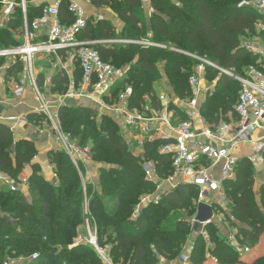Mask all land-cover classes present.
Wrapping results in <instances>:
<instances>
[{"label":"trees","instance_id":"trees-1","mask_svg":"<svg viewBox=\"0 0 264 264\" xmlns=\"http://www.w3.org/2000/svg\"><path fill=\"white\" fill-rule=\"evenodd\" d=\"M93 1L96 7L112 5L126 24L121 35L123 38H146L148 28L140 10V0ZM243 1L246 0H151L154 13L150 17V41L174 45L193 54L200 52L224 70H242L243 78L247 67L264 65V61L258 64V57L241 46L242 36H256L264 42V29L256 28L257 22L261 21L260 16L248 6L240 7ZM14 2L17 7L13 18L5 29H0V50L22 45L14 38L23 22L21 2ZM42 9L35 5L27 8L29 25L32 17L41 16ZM59 14L63 25L73 22L67 3H61ZM113 36L109 23H89L79 39L99 41ZM94 49L105 63L117 69L119 60L125 59L130 64L137 56V62L131 66L128 75L112 90L116 98L127 86L131 87L130 108H140L147 96L153 109L161 110L156 97H152L153 83L161 76L160 64L164 65L163 73L176 96H190L188 78L191 60L168 47L145 49L128 45L96 46ZM208 72L210 80L218 76V72L210 68ZM81 80L82 72L76 65V87ZM68 83L66 75L56 73L51 91L62 95L68 90ZM232 83L226 76L219 79L216 92L202 107V114L208 121H216L219 111L223 110L226 114L233 109L234 102L229 100L227 92L234 89ZM240 89L239 85L238 92ZM34 117L39 121L44 119ZM59 119L62 130L72 138L77 136L81 147L91 145L87 162L98 165L97 184L85 183L84 191L85 166L78 162L76 167L65 152L57 151L51 152L49 157L55 165L58 183L44 181L35 170L29 181L31 203L16 191L0 189V264L5 259H26L34 254L38 255L37 260L28 264H103L90 244H74L86 220L96 229L98 249L105 252L112 264H161V259L171 262L178 259L188 241H193L190 262L203 264L209 250L206 239L198 235L190 240V220L198 196L194 187L179 185L165 193L159 203H150L139 209L136 219L132 218L137 211L136 206L140 204V197L153 193L155 189L144 178L143 159L158 161L160 178L172 172L171 156L159 155V148L166 141H146L143 144L144 154L135 156L129 150L130 144L120 126L109 116L99 117L96 110L88 107L64 106L59 110ZM11 146L12 135L5 125L0 124V173L16 180L36 152L30 142H19L15 148L17 167L14 169L9 154ZM253 186L254 170L249 161H238L235 178L227 180L224 189L230 200V216L240 223H233L232 226L238 229L240 244L250 248L264 236V191L258 204ZM85 200L88 203L87 215L83 214ZM174 212H182L183 215L170 218ZM168 219V224H162ZM206 230L209 241L215 247L211 253L218 262L236 264L238 257L227 246V238H221L219 231L212 226ZM262 262L264 256L257 263Z\"/></svg>","mask_w":264,"mask_h":264},{"label":"crops","instance_id":"crops-1","mask_svg":"<svg viewBox=\"0 0 264 264\" xmlns=\"http://www.w3.org/2000/svg\"><path fill=\"white\" fill-rule=\"evenodd\" d=\"M15 0H2L0 4V29H5L7 25L10 23L11 18H13L14 9L17 7ZM140 0V10L142 12V16H144L146 20V25L148 28V32L146 34V38L134 40L130 38H123L121 35L123 33V30L126 26L125 22L121 20L116 13V10L112 7L111 4H107L101 7H96L94 5L93 0H88V3H82L79 2V0H62V3H71V2H77L80 6H82L86 12V15L89 19V23L92 25H95L97 23H111V27L113 28L114 36L111 39H103L99 40L102 43L96 44L94 47H106L109 48L111 46H140L142 48L148 49H166L168 46L166 44H160L150 41L151 39V29L150 27V17L154 13L153 7L151 5V0ZM176 1V0H174ZM21 4L24 3L25 5V15L23 13V8L21 7L22 14H23V22L21 24V28L18 33L14 35V38L21 42L22 45L25 43L24 38V24L25 20L28 23L27 19V8L31 6H38L44 8L45 6L53 4L54 0H31L30 3L26 2V0H20ZM9 3L14 4V8L9 16V18H5L4 11L6 10ZM21 6V5H20ZM60 9V8H59ZM107 12L109 15H111L113 19L112 22H107L106 20H103L101 17H105L104 12ZM33 22L38 20L37 15L32 17ZM98 19V21H97ZM95 21H97L95 23ZM31 23V24H32ZM259 21L256 24V28H261V30L264 29V26L258 25ZM140 27V25H138ZM45 28H43L39 33V38L37 41H43L45 39ZM261 41V45L254 44L250 39H245L242 41L241 46L245 44H252L255 46V48L261 52H264V42L258 38L255 37V39ZM110 41V42H109ZM94 42V41H89ZM154 44V45H148ZM165 45V46H164ZM169 48V47H168ZM11 49V48H10ZM172 52L179 53L184 57H187L191 62H194V66L191 63V68H193V72H190V76H197L201 82L200 84V91L199 95L197 96V100L199 102V107L191 113L187 114L189 111V108L187 107L186 102L193 97V91L190 90V96L187 97H178L176 94L172 91L169 81L166 78V76L163 73V64H160V78L153 83V95L152 97H156V101L159 102L160 106L162 107L161 110L156 111L153 109L152 104L147 96H145L144 102L140 108H131L132 110H136L138 113H140L142 116L147 118H160L164 115H166V118L171 122V126H167L166 124L162 123L161 120L156 121L154 123L153 131L150 133V137H153L155 140H163L160 138L161 135L173 137L174 136V130L173 127L178 123V121L190 119L195 126H200L203 124H206L211 127H215L217 125H221L223 123L229 124L230 126H233L237 123V117L234 113V107L231 111L228 113H224L223 110L220 111L217 115L216 121H208L206 117L202 114V107L204 106L207 99L212 96L217 89L218 81L222 76H225L224 69L216 67V63L210 62L208 59L203 57V59L197 57L193 53H183L181 51H177L174 49L169 48ZM3 50V49H2ZM6 50V49H4ZM251 53L250 51H247ZM253 54V53H251ZM254 57H258V61H263V56H256L253 54ZM9 61V60H8ZM137 62V56L134 58V60L128 64V68H118L123 69L126 72V76L128 75V71L131 68L132 65H134ZM196 63V64H195ZM37 65V66H36ZM0 66L2 68L6 66L5 69H1L0 72V124L5 125L11 135H12V146L10 148V159H11V165L15 169L17 167V161H16V145L19 142H30L35 150V155L32 157L30 162L26 165H24L23 170L21 173L17 176L16 180L11 179L6 174L0 173V189L11 191V186L16 187L18 190L16 192L20 193L26 201L29 203L32 202V197L30 193V178L33 176L34 171L37 170V175L41 178H43L44 181H47L49 183H58L57 176L55 174V165L51 163L49 154L51 152H63L60 149V144L54 138L53 132L51 130V126L49 125L48 120L45 118L42 119V121L35 119L34 116H39L43 118V115L35 113L37 108L39 107V104L36 101L35 98V92L32 88L30 81L25 80L24 85V92L21 98H17L13 94V90L15 86H17L20 82V80L23 79V62H20L17 59L16 65H11V63L8 65L7 59L4 57H0ZM36 66V68H35ZM17 67V68H16ZM19 67V68H18ZM64 70H62V69ZM201 68V70H199ZM208 68L214 70L215 72H219L218 76H215L212 80L209 79V72ZM20 69V71H19ZM33 70H34V76L36 79V84L39 88V90L46 95V97L53 101L54 98L58 97L57 95H51V89L53 86L52 80L56 73H63V75H66L68 78V90L72 88H77L74 83V73L76 70V65L72 64L66 56L65 51H61L58 53V55H36L33 60ZM234 71V70H230ZM235 72V71H234ZM19 76V77H18ZM227 76V75H226ZM241 77V76H240ZM19 78V80H18ZM42 78V79H41ZM188 78V82H189ZM47 79H51V82H47ZM19 81V82H18ZM189 85V83H188ZM240 85V83H239ZM190 87V86H189ZM60 95V94H59ZM53 103V102H52ZM51 103V104H52ZM71 106H78V107H88L92 108L93 110H96L99 117L103 116H109L112 118L121 128L123 136L128 140L130 144V148L132 152H135L137 156H141L144 154L143 150V144L146 142L144 141V138H148V136L140 135L139 132H135L132 128L127 127L124 123V120L120 116L115 115H108L103 110H100L97 107H94L92 102L84 99V98H77L75 102ZM55 110V109H54ZM157 128V130H156ZM263 137V138H262ZM150 142V141H148ZM258 143L264 144V132L262 131H255L250 136V142L243 143L238 146V149L236 151L237 156V162L240 160H248L252 169L254 170V186H253V194L254 197L259 204L262 199V192L264 191V153L259 152L256 150V145ZM159 155L160 154V148H159ZM164 156V155H161ZM90 158V155L87 159ZM236 162V164H237ZM85 166V183L90 184H97L98 180V165L94 164L91 165L90 162L82 163ZM150 164L154 168L155 172V180L153 182H149L144 178L147 182L154 185V192L151 194L144 195L143 202L141 204V207L138 206V209L136 212H138L139 209H143L147 206H149L150 203H159L161 197L171 191L174 190L179 185H187L189 187H194L191 185H188L185 183V181L181 178H176L173 175V169L169 176L165 178H160L159 176V163L155 160L150 159H143V170L144 167ZM236 164L234 167V173L232 174V178L230 180H233L235 178V169ZM222 168V164H219L214 169V177L217 178L220 174V170ZM161 169V167H160ZM173 179V181H169V179ZM168 181V182H167ZM225 183L222 184V190L223 194L226 196V192L224 189ZM195 188V187H194ZM197 190V188H195ZM222 193V192H221ZM220 193H210L207 199H205L204 203L211 206L214 220L208 225H202L200 229L197 230L198 226L197 223L194 222L196 218V209H197V200L195 203V209L193 217L190 220V224L192 227V233L190 240H192L195 236H198L202 230H205L207 233V227H214L219 231V235L221 238H227L226 244L227 246L233 251L235 255L238 257V262L236 264H258V259L262 258L264 256V236H262L259 240V242L250 248V251L248 254H240L236 251V246H242L240 244L241 237L238 236V229L232 224L239 225L240 223L235 221V219L230 216V200L226 197L225 200L221 199ZM145 200V201H144ZM144 203V204H143ZM87 201H84L83 205V214L87 215L88 213V205ZM87 211V213H86ZM133 219H136L135 217H132ZM213 219V218H212ZM88 221V220H87ZM85 227H82L80 230V233L75 239V243L78 241V243H88L92 247L95 248L93 244L90 242H86L84 238V230ZM94 230L92 234L94 237H90V239H93L96 243V229L93 227ZM91 229L88 230L89 234ZM91 234V235H92ZM207 244L206 248L209 249L206 252L205 255V261L203 264H221L219 262H214L217 260V258L211 253L215 247L212 244V242L209 241V235L207 233ZM193 241H188V243L183 247L182 252L178 259L166 262L164 259L160 260L161 264H192L190 262L191 260V254L192 251L189 252V248L191 246ZM78 245V244H77ZM98 248V247H97ZM263 249V250H262ZM96 250V248H95ZM97 251V250H96ZM104 252V251H103ZM100 256V254H98ZM104 255L106 256L105 252ZM181 256L189 257L187 262L183 263L181 260ZM102 259V257L100 256ZM108 259V257L106 256ZM214 260V261H213ZM110 262V260L108 259ZM218 261V260H217ZM103 264H106L104 259H102ZM110 264H112L110 262Z\"/></svg>","mask_w":264,"mask_h":264},{"label":"built area","instance_id":"built-area-1","mask_svg":"<svg viewBox=\"0 0 264 264\" xmlns=\"http://www.w3.org/2000/svg\"><path fill=\"white\" fill-rule=\"evenodd\" d=\"M79 2L88 3V0H79ZM61 3L62 0H54L53 4L45 6L38 20L30 25L25 20V43L23 45L0 51V57L6 58L8 65L10 63L16 65L17 59L24 64V77L15 86L12 91L13 94L17 98H21L26 84L25 80L30 81L35 92L36 101L39 104L35 113L47 118L54 138L60 146L62 145L59 150H64L71 157L76 167L78 162L82 164L85 163L84 161L89 160L87 159L89 150L71 146L72 141L70 142V139L61 133L58 120L60 108L71 106L77 98L91 101L94 107L103 110L108 115L120 116L127 127L139 132L140 135L148 136L147 139L144 138V141L153 142L155 139L149 135L153 131L154 123L161 120L162 123L171 126L170 119L168 120L166 115L160 118H147L136 110H132L129 106V99L132 96L131 87L127 86L116 98L113 97V88L125 79L126 72L105 63L101 59L99 52L94 49V45L101 44V41L89 42L79 39L80 34L88 26L89 19L84 8L77 2L68 4V12L72 15L73 22L69 25L61 23L59 14ZM248 4L241 3L240 7ZM250 6L255 8L264 18V0H254ZM21 7L25 15L24 3L21 4ZM13 8L14 4L9 3L4 11L5 18H9ZM43 28H45V39L37 41ZM148 45L154 44L148 43ZM243 48L256 56H263L264 58V52L257 50L258 48L256 49L252 44H245ZM61 51L66 52L67 59L72 64L79 66L82 72V80L77 88L69 89L50 101L36 84L33 60L36 55L55 56ZM258 64H261V61H258ZM5 68L6 66L3 68L0 66V72L1 69ZM237 80L241 89L234 105V113L237 117L235 125L230 126L223 123L215 127L206 124L195 126L190 119H186L178 121L173 127L174 136L172 138L164 135L160 136L161 139L166 141L160 147V154L171 156L174 177L181 178L188 185L197 188V204L204 203L209 194L213 192L220 193L222 200L226 199L222 184L233 176L237 162L236 151L238 146L250 142V136L255 131L264 132V65L261 64L259 68L250 66L245 72V77L237 78ZM47 82H51V79H47ZM188 83L193 91V96L195 95L186 102L189 108L187 114L190 116L199 107L197 96L199 95L201 82L197 76H191ZM108 111H110V114L107 113ZM256 150L264 153V144L258 143ZM219 164H222V168L219 176L215 178L214 169ZM144 174L147 181L153 182L155 180L154 168L150 164L144 167ZM169 181L172 182L173 179L171 178ZM10 190L17 191L18 189L11 186ZM212 218L204 225L210 224L214 220L213 215ZM199 235L203 236L208 242L205 230H202ZM89 242L95 246L105 263L110 264L104 252L97 248L95 241L90 239ZM235 248L240 254H248L250 251V247L246 245H237ZM192 250L193 243L189 248V252ZM37 258L38 255L34 254L26 259H5L2 264H28L37 260ZM188 259L189 257L181 256L183 263L187 262ZM214 262L218 261L215 260Z\"/></svg>","mask_w":264,"mask_h":264},{"label":"rangeland","instance_id":"rangeland-1","mask_svg":"<svg viewBox=\"0 0 264 264\" xmlns=\"http://www.w3.org/2000/svg\"><path fill=\"white\" fill-rule=\"evenodd\" d=\"M146 1V0H145ZM144 1V2H145ZM254 0H246V1H243V2H241V3H249L247 6L248 7H250L251 9H253L254 11H256L257 12V14L260 16V20L261 21H259V23H258V25H260L261 27L262 26H264V18H263V16L255 9V8H253L252 6H250V4L253 2ZM240 3V4H241ZM240 6V5H239ZM104 15H105V17H101L103 20H108L107 22H112L113 21V19L112 18H114V17H112L111 15H109L106 11L104 12ZM97 21H98V19H97ZM97 21H95V23L97 22ZM111 24V23H110ZM257 30H261V28H258ZM255 37L256 36H242L241 37V43H242V41L244 40V38L245 39H250L251 41H252V43H254V44H259L260 46H263V45H261V41L260 40H257V38L255 39ZM165 44V43H164ZM165 46V45H164ZM169 48H171V49H174V50H177V51H181V52H183V53H189L190 51H184V50H180L178 47H175L174 45H167ZM256 46V45H255ZM1 51V50H0ZM194 53V52H193ZM195 55L197 56V57H199V58H201V59H203V57H205V55H201V53L199 52V53H195ZM203 56V57H202ZM185 58H187V57H185ZM192 63V65L194 66V62H191ZM117 64V66H118V68H121V67H125V68H128V64H127V62H126V60L125 59H121V60H119V62L118 63H116ZM196 64V63H195ZM191 65V66H192ZM37 66V65H36ZM36 66H35V68H36ZM190 66V67H191ZM216 67H218V68H220V69H222L219 65H217L216 64ZM249 67H247V69H248ZM247 69H245L246 71H247ZM245 70H244V72H245ZM222 71H223V69H222ZM225 72H224V74H225V76L227 77V78H229L233 83V85H234V89L233 88H231L230 90H227V92L230 94V96H229V100H232L234 103V105H235V101H236V98L238 97V95H239V92H238V89H239V82H238V80H237V78H241L240 76H243V71L242 70H239V71H230V70H224ZM189 72H193V68L189 71ZM219 73V72H218ZM245 75V74H244ZM19 77V76H18ZM18 80H19V78H18ZM19 82V81H18ZM240 91V90H239ZM221 92V91H220ZM219 92V93H220ZM59 92H57V91H55V92H53V91H51V95H57V96H60L59 94H58ZM220 112V111H219ZM107 113H109L110 114V111H108ZM43 118H45L46 120H47V118L45 117V116H43ZM58 122H59V124H58V127H60V131H61V133L62 134H64L65 136H67L69 139H70V142L72 143V145L71 146H76V147H78V148H81V149H87V150H89V151H91V145L89 144V145H87V146H85V147H81V145L79 144V141H78V137L76 136L75 138H72L71 137V135L70 134H68V133H66V132H64L63 130H62V127H61V123H60V119L58 120ZM60 125V126H59ZM143 142H145V141H143ZM62 146V145H61ZM130 146V145H129ZM129 150H131L130 148H129ZM63 152H65L64 150H63ZM66 153V152H65ZM135 156H137L136 155V153L135 152H132ZM67 154V153H66ZM68 155V154H67ZM68 157H69V159H71V157L68 155ZM72 160V159H71ZM73 162V161H72ZM84 162H87V161H84ZM143 163V162H142ZM144 196H141L140 197V204H139V206L141 207V204H142V202H143V198ZM142 198V199H141ZM137 207L138 206H136V208H135V211L137 210ZM86 213H87V211H86ZM137 212H134V214L132 215L133 217H135L136 218V216H137ZM171 216H170V218L171 217H173V216H182L183 214H182V212L181 213H177V212H174V213H171L170 214ZM170 222V220L168 219V220H166L165 222H163L162 224H168ZM84 230H83V235H84V238H85V241L87 242H89V240H90V237H94V235L92 234V232H93V230H94V225H91L90 223H89V221H85V225H84ZM89 229H91L90 230V232H91V234H89V232H88V230ZM210 231H211V229H209ZM74 244H79L78 243V241L75 243L74 242ZM263 250V249H262ZM32 256V255H31ZM30 256V257H31ZM261 264H264L263 262L261 263Z\"/></svg>","mask_w":264,"mask_h":264},{"label":"water","instance_id":"water-1","mask_svg":"<svg viewBox=\"0 0 264 264\" xmlns=\"http://www.w3.org/2000/svg\"><path fill=\"white\" fill-rule=\"evenodd\" d=\"M196 218L195 221L197 223V230L200 229V227L204 224H207L212 219V208L211 206L205 204V203H199L197 205L196 209Z\"/></svg>","mask_w":264,"mask_h":264}]
</instances>
